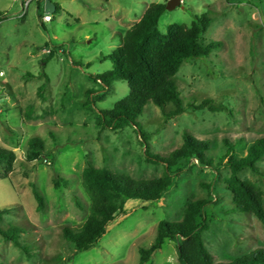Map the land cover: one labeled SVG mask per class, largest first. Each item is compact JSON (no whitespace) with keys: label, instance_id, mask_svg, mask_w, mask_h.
Here are the masks:
<instances>
[{"label":"rangeland","instance_id":"obj_1","mask_svg":"<svg viewBox=\"0 0 264 264\" xmlns=\"http://www.w3.org/2000/svg\"><path fill=\"white\" fill-rule=\"evenodd\" d=\"M168 1L52 0L60 7L43 22L44 9L37 10L35 2L19 19V0H0L6 16L0 20V146L15 154L10 172L0 165V210L9 209L0 229L20 228L19 242L26 248L0 235V264H139L138 251L153 243L159 222L180 221L189 202L204 199L210 203L203 210L208 230L202 238L216 263L264 250V226L252 215L231 212L223 183L229 175L224 141L242 157L248 145L264 137V0H180L179 7L162 14L161 34L171 24L189 26L195 16L212 18L203 39L220 41L222 48L183 63L175 82L184 105L210 100L220 110H187L165 119L148 103L137 123L150 155L168 157L188 133L208 144L213 165L191 160L170 175L173 184L160 200L127 201L126 213L109 223L87 251L76 253L62 238L64 228L76 229L89 216L90 199L80 177L87 162L134 180L165 174L162 163L147 158L135 128L114 131L98 122L99 111L128 95L126 82L112 81L105 98L92 100L90 110L83 104L87 91L94 98L103 90L89 78L111 70V61L103 58L121 45L124 33L151 4ZM44 50L53 56L42 67L49 55ZM36 137L44 142L45 157L28 161L27 143ZM258 166L264 172V159ZM54 173L67 180L66 187H53ZM239 177L256 183L264 202V181L248 170ZM31 185L43 198L40 211ZM177 244L166 241L147 264H178Z\"/></svg>","mask_w":264,"mask_h":264},{"label":"trees","instance_id":"obj_2","mask_svg":"<svg viewBox=\"0 0 264 264\" xmlns=\"http://www.w3.org/2000/svg\"><path fill=\"white\" fill-rule=\"evenodd\" d=\"M55 8L57 10L58 6L55 5ZM165 11V4H151L140 21L124 33L121 45L103 58L111 61V70L89 77L95 83L99 82L103 90L94 98L90 97L94 95L93 91H87L86 101L83 104L85 109L90 110L92 100L102 101L105 98L112 81L126 82L128 95L111 109L99 111L98 122L114 131H119L125 126L135 128L145 147L147 158L152 163H162L165 174L157 179L134 180L106 168H96L87 162L80 177L82 188L90 199L89 216L80 227L64 228L62 231L63 240L70 244L76 253L87 251L99 243L107 232L108 224L126 213L127 201L152 203L160 200L173 184L170 175L179 172L184 163L194 160L203 166L213 165L206 155L208 144L188 133H183L182 146L168 157L150 155L147 139L137 123V118L148 103L159 108L165 119L174 118L187 110H220L218 107H213V102L210 100H203L198 105L193 103L184 105L175 82V76L183 63L206 59L212 52L222 48L220 41L205 42L203 39V35L212 23V18L207 14L195 16L189 26L171 24L167 27L166 33L161 34L158 30V22ZM5 18L6 16L0 13V20ZM52 56L51 51L41 60L40 65L44 67ZM44 88L45 85L39 89L40 92ZM26 117H30L29 112ZM224 144L229 175L223 183L224 189L231 196V212L252 215L264 226L261 188L256 183L239 177L242 171L248 170L264 181V172L258 166L264 159V137L248 145L242 157H238L230 143L224 141ZM44 153L45 146L42 139L36 137L29 140L26 160L33 161L45 157ZM14 162L15 154L0 146V165L5 167V173L11 171ZM49 162L51 163L52 160ZM52 183L53 187L58 189L66 187L67 180L54 173ZM31 193L37 204V211L42 210L43 198L34 185H31ZM209 203L205 199L191 201L187 204L180 221L159 222L153 243L149 248H141L138 251L139 264H147L166 241H177L178 264H264V250H254L230 263L215 262L202 238V233L208 230V220L203 210ZM8 212L9 209L6 208L0 210V223L3 214ZM20 233L22 230L14 225L8 226L5 230L0 229V235L5 240L26 251L19 242Z\"/></svg>","mask_w":264,"mask_h":264},{"label":"built area","instance_id":"obj_3","mask_svg":"<svg viewBox=\"0 0 264 264\" xmlns=\"http://www.w3.org/2000/svg\"><path fill=\"white\" fill-rule=\"evenodd\" d=\"M44 1H46V0H19V3H20V11H19L17 17L19 19L24 18L26 16L27 12H28L29 6L32 3H34V2L35 3H39L40 2L43 5ZM42 21L43 22H50L51 21L50 14L47 13V12H45V15L42 18ZM43 52H44V54H49L50 53V51H48V50H44ZM0 77H3V72H0ZM2 111H3V109H2L1 104H0V113H2Z\"/></svg>","mask_w":264,"mask_h":264},{"label":"water","instance_id":"obj_4","mask_svg":"<svg viewBox=\"0 0 264 264\" xmlns=\"http://www.w3.org/2000/svg\"><path fill=\"white\" fill-rule=\"evenodd\" d=\"M179 6H180V0H169L165 5V9L166 11H172ZM43 8H44V11L49 14H52L55 12V5L50 0L44 1Z\"/></svg>","mask_w":264,"mask_h":264},{"label":"crops","instance_id":"obj_5","mask_svg":"<svg viewBox=\"0 0 264 264\" xmlns=\"http://www.w3.org/2000/svg\"><path fill=\"white\" fill-rule=\"evenodd\" d=\"M51 2H52V0H50ZM60 2V0H56V3H59ZM53 3V2H52ZM56 3H53L54 5H57L58 6V4H56ZM37 4V10H39L40 9V7H42L43 8V5H42V3H36ZM58 7H60V4H59V6ZM44 9V8H43ZM55 10H56V8H55ZM45 12V11H44Z\"/></svg>","mask_w":264,"mask_h":264}]
</instances>
